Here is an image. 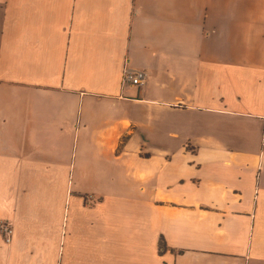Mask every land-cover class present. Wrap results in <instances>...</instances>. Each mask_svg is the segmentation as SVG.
<instances>
[{"label":"crops","instance_id":"0c3cea01","mask_svg":"<svg viewBox=\"0 0 264 264\" xmlns=\"http://www.w3.org/2000/svg\"><path fill=\"white\" fill-rule=\"evenodd\" d=\"M0 221V264H264V0H0Z\"/></svg>","mask_w":264,"mask_h":264},{"label":"built area","instance_id":"2783aa9c","mask_svg":"<svg viewBox=\"0 0 264 264\" xmlns=\"http://www.w3.org/2000/svg\"><path fill=\"white\" fill-rule=\"evenodd\" d=\"M149 78V73L145 70L126 66L123 72L122 83L135 87H143ZM0 234L6 244L12 242L14 228L8 221H0Z\"/></svg>","mask_w":264,"mask_h":264}]
</instances>
